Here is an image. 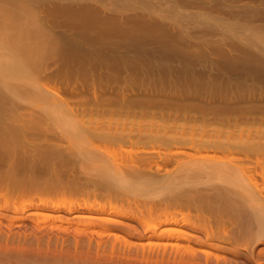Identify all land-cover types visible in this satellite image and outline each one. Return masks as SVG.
Segmentation results:
<instances>
[{
    "label": "rangeland",
    "instance_id": "1",
    "mask_svg": "<svg viewBox=\"0 0 264 264\" xmlns=\"http://www.w3.org/2000/svg\"><path fill=\"white\" fill-rule=\"evenodd\" d=\"M0 199V264H264V0H0Z\"/></svg>",
    "mask_w": 264,
    "mask_h": 264
},
{
    "label": "bare ground",
    "instance_id": "2",
    "mask_svg": "<svg viewBox=\"0 0 264 264\" xmlns=\"http://www.w3.org/2000/svg\"><path fill=\"white\" fill-rule=\"evenodd\" d=\"M2 78V80H3V77H1ZM3 81H6V80H3ZM5 83V82H4ZM75 136H77V135H75ZM104 138V137H103ZM122 140H124V139H122ZM119 142H121V140L119 141ZM123 142V141H122ZM194 145V144H193ZM209 145V144H208ZM156 146V145H155ZM123 148V147H122ZM171 150V149H170ZM174 150V149H173ZM172 150V151H173ZM150 154V153H149ZM156 154H158V153H156ZM153 154H151V156H152ZM168 156V155H167ZM166 156V157H167ZM158 157H160V156H157V158ZM174 158L176 157V156H173ZM179 157V156H178ZM180 157H181V155H180ZM208 157V156H207ZM190 158V157H189ZM160 159V158H159ZM204 160H206V158L204 157L203 158ZM202 158H201V160H203ZM210 159V158H209ZM217 159V158H216ZM157 161L158 162V164H156V163H154V161ZM211 160V159H210ZM138 160H136L135 161V164H134V166H133V168L132 167H129V170L131 171L130 172V177H132V178H130L129 177V175H127V173H126V175L128 176L127 178H129L130 180L131 179H133L134 181L136 180V179H138V180H146V181H148V182H151V183H153V184H155L154 182H157V183H160V182H170V183H172V182H177L178 180H180V178H184V177H186V176H184L185 174H182V173H184V171L183 170H187L188 171V169H187V167H194V166H196L197 167V169H198V167H199V163H197L198 162V159L196 160L197 162L196 163H194L193 161H191V162H193V164L192 163H190L189 161H188V163L189 164H187V167H186V169H185V166H184V168L182 167V169L180 170V172H181V174H179L178 175V173L179 172H176L175 174H173V173H170V172H167V170H166V172H164V169H163V173H162V171H159V167H160V165H159V160H156V159H154V156L153 157H147V158H142L141 160L139 159V161L137 162ZM215 161V160H214ZM137 162V163H136ZM210 162H212V161H210ZM218 162V161H217ZM216 162V163H217ZM185 163V162H184ZM187 163V162H186ZM185 163V164H186ZM201 163V162H200ZM207 163V162H206ZM215 163V162H214ZM224 163V162H223ZM108 164V163H107ZM190 164H192V165H190ZM201 164H203V166H204V164L205 163H201ZM112 165V164H111ZM206 165V164H205ZM216 165V166H215ZM215 165H213L214 166V169H216V167H217V164H215ZM159 166V167H158ZM209 166V168H208V170L210 169V168H212L213 169V166H212V164L210 163V165L207 163V167ZM234 166V165H233ZM109 167V171H108V173H113V172H115V171H113L112 172V168H110V166H108ZM205 167V166H204ZM219 167H221V166H219ZM161 168V167H160ZM201 168H202V165H201ZM239 168V166L236 168V172L234 173V175L235 176H237V173L239 174V170L240 169H238ZM115 169V168H114ZM196 169V170H197ZM205 169H206V167H205ZM106 170V169H105ZM121 170V169H120ZM154 170V171H153ZM160 170H162V168L160 169ZM190 170V169H189ZM191 170H193V168L191 169ZM216 170H218V169H216ZM234 170H235V168H234ZM238 171V172H237ZM241 171V170H240ZM161 172V173H160ZM107 172H105V174H106ZM107 173V174H108ZM170 173V174H169ZM188 173H189V171H188ZM110 174V175H111ZM123 174H124V171H123ZM250 174H251V172H250ZM228 175H229V172H228ZM240 175V174H239ZM238 175V176H239ZM237 178V177H236ZM244 178V177H243ZM235 179V178H234ZM224 180H226V179H224ZM230 180V179H229ZM241 180V179H240ZM233 181H235V180H233ZM242 181V180H241ZM147 182V183H148ZM236 182V181H235ZM156 183V184H157ZM191 183V182H190ZM237 183H238V180H237ZM254 183V182H253ZM118 184V183H117ZM241 185V184H240ZM124 186V185H123ZM127 187H128V185H127ZM129 188V187H128ZM247 188V187H246ZM111 189V188H110ZM245 189V188H244ZM248 189V188H247ZM114 190V189H113ZM116 190V189H115ZM119 190H120V188H119ZM249 190V189H248ZM115 193V192H114ZM254 194V193H253ZM1 200V199H0ZM177 202V201H176ZM180 205V204H179ZM101 206V205H100ZM94 208V207H93ZM92 208V209H93ZM95 209V208H94ZM102 209H105V207L103 206L102 207ZM106 210V209H105ZM105 210H97L98 212L99 211H105ZM18 211V210H17ZM179 219V218H178ZM178 219H176L175 217H173L172 219H171V217L170 218H168V217H166L165 219H164V221H163V224H165V225H169L170 223H176V222H178ZM186 220L184 219L183 220V222H185ZM153 222V221H152ZM156 222V221H155ZM181 222V221H180ZM180 222H178V223H180ZM174 223V224H175ZM186 223V222H185ZM181 224V223H180ZM189 224V223H188ZM187 224V225H188ZM172 225V224H171ZM184 225V224H183ZM158 227V226H157ZM177 230V229H176ZM155 233V232H154Z\"/></svg>",
    "mask_w": 264,
    "mask_h": 264
}]
</instances>
